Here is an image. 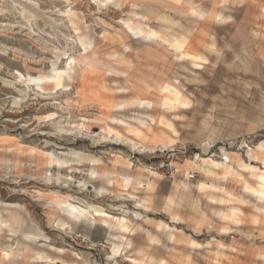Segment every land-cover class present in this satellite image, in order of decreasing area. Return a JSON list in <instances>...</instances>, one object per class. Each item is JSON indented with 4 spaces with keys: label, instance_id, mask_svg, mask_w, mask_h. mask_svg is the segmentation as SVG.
<instances>
[{
    "label": "rangeland",
    "instance_id": "obj_1",
    "mask_svg": "<svg viewBox=\"0 0 264 264\" xmlns=\"http://www.w3.org/2000/svg\"><path fill=\"white\" fill-rule=\"evenodd\" d=\"M134 2L158 7L184 27L192 26L186 25L187 17L180 15L188 4L172 0H0V214H4L6 203L21 206L24 230L37 227L48 237L34 243L33 249L46 253L57 264H84V258H98L92 253L102 246L87 242L83 236L88 228L85 222L69 219L70 229L55 224L58 213L50 201L55 195L69 196L71 206L97 219L111 215L117 205L113 192L97 195L94 189L104 181L101 177L89 179V164L49 166L45 154L80 150L100 157L104 170L116 157L133 164L145 161V166L163 157L157 151L160 147L153 150L155 153L141 152L102 138L101 129L109 116L115 118L114 127L125 136L129 110L126 115L118 112L123 106L113 111L115 100L138 94L157 103L153 113H163L177 131V143L172 147L186 150L176 161L177 167L196 153L206 157L203 144L209 138L216 148L235 151L245 160L241 143L252 140L255 146L264 140V0H250L240 11L232 12L236 18L233 24L212 26L217 27L221 53L217 56L203 50L207 62L193 69L194 73L179 67L173 53L159 43H146V48L136 52L141 43L129 29L134 24L129 16ZM164 32L178 34L182 30L175 25ZM81 41L89 48L83 49ZM126 48L131 49L124 51ZM71 58L75 62L70 85L28 80L48 75L54 63L62 71ZM161 66L171 72V78L173 72L179 73L176 82L173 78L170 81L190 99L189 106L176 113L158 108L160 83L155 81V85L148 78H157L153 71ZM143 80L151 83H145L147 89ZM154 128L170 133L162 126ZM144 142L156 144L157 139L146 137ZM133 154L135 159L131 158ZM78 233L84 238H78ZM18 237L0 231V246H14ZM102 258L103 264H118L106 255ZM14 261L33 264L28 253ZM12 262L0 254V264Z\"/></svg>",
    "mask_w": 264,
    "mask_h": 264
},
{
    "label": "crops",
    "instance_id": "obj_2",
    "mask_svg": "<svg viewBox=\"0 0 264 264\" xmlns=\"http://www.w3.org/2000/svg\"><path fill=\"white\" fill-rule=\"evenodd\" d=\"M172 1L175 4L179 2L188 4L186 8H183L184 10L180 11V15L187 17L185 18L186 25L192 22V26L184 27V24L175 21L158 7L135 2L134 4L139 6L145 5L158 10L157 15L145 19V23L154 31L156 30L157 37H162L152 42L135 38L141 41L140 48H137L136 52L146 48L149 44L161 41L162 43L159 44L173 53L172 56L178 62L179 67L194 73L193 69H199L202 64L207 62V56L203 50L217 56L221 53L216 41L218 30L217 27L212 26H221L225 23L233 24L236 18L231 13L235 10L240 11L250 0ZM262 11L264 12V6ZM174 24L179 26L182 32L178 34L164 32L169 27L175 26ZM129 49L131 48H126L124 51ZM121 54L123 55V52ZM191 62L192 64H190ZM185 64L188 65L185 66ZM195 65L196 67H194ZM153 72L156 73L157 78H148L155 85L158 84L155 81L161 84V86L159 84L160 88L158 86L161 95L170 97L174 105L173 109H169L167 106H158L160 110L176 113L178 109L189 106V97L170 81L173 78L176 82L179 73L173 72L174 76L171 78L168 75L171 72H168L165 66H161ZM194 78L196 79V77ZM142 83L145 89H147L145 83L151 84L145 80ZM118 103L123 106V109L118 112L125 114L129 110V113L125 114L126 137L140 141V136L146 135L150 139L158 140L156 144L143 143L147 148H151L146 151L151 152L157 147L169 148L177 143V131L172 121L167 119L163 113L154 114L153 110L157 107L153 103L140 101L137 96L128 97ZM155 115L161 118V123L155 122ZM155 125L162 126L170 133L168 134L165 130L156 131ZM160 139L165 140V146ZM210 140L211 138L203 144L205 150L210 144ZM261 142L264 140L258 141L256 145ZM228 153L232 154L234 159L230 163L229 167L232 173L228 177L204 174L203 172L202 174L201 171H197L195 177L189 178L190 169L184 163L185 160L179 164L178 172L173 175H167L160 171L155 173L146 171L145 161L141 163L139 161L137 164L131 162L124 165L120 163L114 166L110 165L108 170L119 172L126 179L124 189L117 184L111 186L113 202L117 206L109 213L115 216L118 222L116 221L113 226L115 228L112 229L103 219H96L92 225L88 224L83 236L89 244L93 243L92 245L96 247H102L94 253L89 251L98 255V258H84L83 263L86 264L87 261H90L91 264H103L102 256L106 255L107 258L116 260L115 262L118 264H162V261H165L163 264H264V212L259 211V209L264 210V199L260 198L264 190V164L260 160L264 158V151L257 152V158L247 156V160L235 151ZM146 159L149 160L150 156ZM243 164L249 165V167L254 166L256 170L247 168ZM132 179H134V183ZM20 209L21 206L14 207L10 213L20 218V229L14 233L9 232L8 235L17 234L20 237L22 232L37 229L36 227L24 230ZM254 219L256 220L254 221ZM80 222L84 221L79 220ZM161 223L165 224V228L160 226ZM65 228L70 229L67 225ZM40 239L38 238L37 241ZM192 240L196 245H191ZM112 241H115L121 249L120 254L110 257ZM76 254L79 259V254ZM75 263L80 264L76 261Z\"/></svg>",
    "mask_w": 264,
    "mask_h": 264
},
{
    "label": "bare ground",
    "instance_id": "obj_3",
    "mask_svg": "<svg viewBox=\"0 0 264 264\" xmlns=\"http://www.w3.org/2000/svg\"><path fill=\"white\" fill-rule=\"evenodd\" d=\"M134 3L131 4V8H130L131 14L129 15L130 18H132V20L134 21V24L129 26V29L131 30L132 34L136 35L139 38V40H141V41H143V40L150 41V42L157 41V38H159V37H157V34H156L157 32L155 33L156 30L154 31L153 28L147 26V24L145 23V19H150V18L155 17L157 15V12H155L154 9H152L149 6H145V5L144 6H139L138 4H134ZM27 9H29V8H27ZM154 12H155V14H154ZM194 12H196V11H194ZM26 15H28V14H26ZM191 15H189V16H191ZM70 21H72V20H70ZM195 25H196V23H195ZM161 33H159V34H161ZM163 37H164V35H163ZM160 38H162V37H160ZM141 41H139V42H141ZM86 42H87V40H86ZM170 42H172V41H170ZM80 45H81V47L83 49H88L89 48V45L85 44L83 41L80 42ZM127 47H130V45H127ZM172 48H170V49H172ZM176 50H177V48H176ZM59 55H60V53H59ZM190 55H192L193 57L197 58L193 54H190ZM59 58H60V56H59ZM74 62H75L74 58L69 59V61L66 63V65L64 66L62 71H58L56 69V66H55V63H54L53 67H52V70H51V73H49L48 75H46V76L40 75L37 78H29L28 80L32 81V83H33V81H35V82H41L43 85H55V86L66 87V86L70 85L71 81L74 79V73H73L74 72L73 71L74 70ZM85 63H86V61L83 62V64H85ZM190 64H192V62ZM194 67H196V65ZM83 69H84V65H83V67H81L82 71H83ZM107 71L111 72L112 70L111 69H107ZM160 86H161V84H160ZM160 86H159V88H160ZM42 88H44V87H42ZM159 93H160V91H159ZM135 95L140 99V101H145V102L146 101H150L151 103H153L154 106L157 105V103H155L154 101L142 98L138 94H135ZM158 105L159 106H165V107L166 106H170L172 109L174 108L173 100L172 99L169 100V99H167V97H164L163 95H162V99L158 103ZM119 106H120L119 103L115 100L112 103L111 107H112V109L114 111V109L116 110V108H119ZM116 112H117V110H116ZM155 119H156L155 122L156 121L159 122L160 118H159V116H155ZM114 121H115V118L113 119L112 116L108 117L107 121L104 123L103 128L101 129L102 138H108V139H111V140H114V141L122 142V143L130 146L132 149H136V150L141 151V152H144L145 150H150V148H147V146L143 144V143H145L144 139H146V137H147L146 135H141L140 136V141H134L133 139L124 136L123 133H120L114 127ZM66 130H68V129H66ZM160 141L163 142L164 146L166 145L165 141H162L161 139H160ZM262 151H264V142H261L258 145H256V147L252 148L251 150H248L247 151V156L249 158H253V157L257 158V152H262ZM35 152H34V154H35ZM26 155H27V153H26ZM223 155L225 156L227 161H220L218 159H213L212 157H208V156L204 157V156L196 155L195 157H193L191 159H188L186 161V166L189 169H194L196 171H201V173L203 172L204 174L206 173V174H211V175H222V177L223 176L224 177L225 176L228 177L232 173L229 166H231L230 163L233 162L234 159L231 156L232 154H230L228 152L223 151ZM45 158H46L47 164L49 166L52 165L53 163L57 164V166H59V167L64 165V164H70V167L72 168V165L74 163H78V164L79 163L80 164L81 163H87V164H89V167H88V169L86 171V174L89 176V179L96 178V177H101L103 179V181H104V185H101L98 188L94 189L95 192L97 193V195H102V194H105L107 192L111 193L112 192L111 186H114L115 184H118L120 188L124 189V186H125V183H126L125 177L123 175H121L119 172L110 171L108 169L104 170V167H101V163H103L101 158L97 157L95 155H89V154H86V153H84V152H82L80 150L79 151L69 150V151L65 152L64 154H60V153L57 154L55 152H49V153L45 154ZM260 160L264 164V158H261ZM117 163H120V164L124 165V164H130L131 161L128 160V159L121 160L120 157H116V158H114L112 160L111 166H114ZM244 166H246V165H244ZM246 167L247 168H251L253 170H256V168L254 166L253 167H249V165H248ZM146 171H149L151 173L157 172V171H150L147 168H146ZM232 171H233V168H232ZM45 175L43 174V176H45ZM49 175H47V179L48 180L50 179ZM83 176H85V175H83ZM134 179H135V177H134ZM134 179H132L133 183H134ZM84 183H86V182H84ZM68 198H69V196L60 197L58 195H55L50 200L52 205H53V207L55 208V210L58 213L57 218L54 220L55 224L58 227H60V228H64L66 225L70 227L71 226L70 220L74 221V220L78 219V220H83L84 222H86L89 225H92L95 222V220L97 219V217L95 215H93V214L88 213V212L81 211V210H79L77 208H74L69 203ZM120 198H122V197L120 196ZM260 198L264 199V190L261 193ZM17 206H19V205L15 204V203L14 204L13 203L12 204H7L6 203V204L3 205L4 214H2V215L0 214V231H5L7 233H9V232L10 233H14V232H17L20 229V227H19L20 218L18 216L10 214L11 210L14 207H17ZM121 209H122V207H121ZM259 211L264 212V210H262V209H259ZM219 213H220V211H219ZM102 219L107 222V224H108L110 229L115 228V227H113L115 225L116 221H117V218L115 216L107 215L106 217H102ZM255 220L256 219H254V221ZM160 226L164 227L165 224L161 223ZM109 235L115 237L111 233H109ZM9 236H11V235H9ZM38 238L48 239V237L44 233H42L39 230V228H37V229H35L33 231H29V232H22L20 237L15 242L14 246H12V245L0 246V254H1L2 259H4V260L5 259H13L12 264H18L16 261H14V259L21 258L24 255V253H28L29 254V258H30V260L32 261L33 264L34 263H38V262H41V263H44V264H54L55 263L54 259H52L48 255H46L45 253H43L41 251L34 250L32 248V245L37 242ZM110 238H112V237H110ZM112 239H114V238H112ZM191 243H190L191 245H196V243L193 240L191 241ZM120 249L121 248L116 245L115 241H112V245L110 246L111 252L109 253V256L113 257V256H115L118 253L120 254ZM85 261H87V260H85ZM89 262L87 261L86 264H91ZM162 262L164 263L165 261H162ZM71 264H77V263L74 262V263H71Z\"/></svg>",
    "mask_w": 264,
    "mask_h": 264
},
{
    "label": "built area",
    "instance_id": "obj_4",
    "mask_svg": "<svg viewBox=\"0 0 264 264\" xmlns=\"http://www.w3.org/2000/svg\"><path fill=\"white\" fill-rule=\"evenodd\" d=\"M240 149H243V151L245 152L246 156H247V151L251 150L252 148H254V144L252 142V140L249 141H245L243 143H241L240 145ZM226 148L225 147H221V148H216L214 144H209L207 146L206 149V155L208 157H213L216 158L220 161H227V159L225 158V156L223 155V151L226 152ZM159 153L163 154L162 158H159L157 160H153L150 161L146 164V168L150 171H160L163 172L167 175H173L176 174L179 170V168L175 165L176 161H178L179 157L184 155L186 153L185 148L181 147L179 149H176L175 147H169L167 149H159L157 150ZM157 151H153V153L157 152ZM196 155H199V153H196L194 155V157ZM132 159H135L134 154L131 156ZM197 175V171L194 169H190L188 172V177L189 178H193ZM77 237L80 239H83L84 237L82 236L81 233L77 234ZM112 262H114V260H112Z\"/></svg>",
    "mask_w": 264,
    "mask_h": 264
}]
</instances>
